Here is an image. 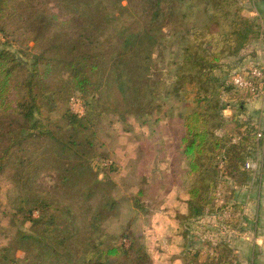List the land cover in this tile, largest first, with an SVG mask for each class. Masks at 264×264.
<instances>
[{
    "label": "trees",
    "instance_id": "obj_1",
    "mask_svg": "<svg viewBox=\"0 0 264 264\" xmlns=\"http://www.w3.org/2000/svg\"><path fill=\"white\" fill-rule=\"evenodd\" d=\"M53 1L60 13L46 0H0V31L17 44L16 53L0 48V181L13 193L0 209L11 229L29 223L0 243V264H154L143 236L124 246L106 228L119 199L153 213L139 205L143 184H152L141 177L136 198L118 196L92 161L107 159L96 145L105 123L129 134L140 129L147 138L160 133L163 120L179 130L174 152L187 181L181 207L163 211L173 220V242L189 257L187 228L207 214L217 186L249 179L243 167L256 126L237 120L248 95L227 79L235 69L230 58L260 36L259 23L242 14V0ZM227 121L230 132L223 131ZM42 173L52 175L49 190L40 188ZM165 174L155 167L162 183L153 184L154 192L163 189ZM59 195L70 205L54 207ZM220 254L214 261L224 264Z\"/></svg>",
    "mask_w": 264,
    "mask_h": 264
},
{
    "label": "rangeland",
    "instance_id": "obj_2",
    "mask_svg": "<svg viewBox=\"0 0 264 264\" xmlns=\"http://www.w3.org/2000/svg\"><path fill=\"white\" fill-rule=\"evenodd\" d=\"M46 2L54 12L60 13L53 0H46ZM243 10L244 8L242 14ZM200 21L202 24V22H206V19L203 18ZM11 30L9 29V31ZM14 39L13 35L3 34L0 31V48H7L16 53L17 44ZM248 43L239 51L237 57L230 58V61L235 65L233 73H242L248 68L257 66L245 67L241 64ZM238 62L240 63L238 64ZM73 95L80 97L78 91H74ZM247 95L248 98L254 99V96L252 97L248 92ZM237 101L238 98L232 99L230 103L235 105ZM246 101L247 98L245 103ZM71 106L75 110L79 109V106L74 105V102ZM229 111L230 109L223 111L226 117L231 116ZM245 116L246 114L243 113L237 117V120L243 122L246 119ZM251 122L253 125L259 126L256 118ZM157 126L160 133L147 138L143 137L145 133L140 135V129H136L132 134L122 132L121 125L116 122L111 125L105 123L98 133L96 142L98 151L107 155V159L95 158L92 161V167L98 172V178L103 179L106 173V178L115 182L114 193L116 195L124 193L125 196L134 199V196L137 197V190L141 188L140 179H148L152 184L147 185L146 183V187L143 184L144 196L140 195L139 205L149 207L153 213L131 210L129 204L127 206L125 201L119 199V210L116 216L111 218L110 224L106 223L107 230L118 235L119 244L124 246H128L131 238L136 234L143 236L142 240L146 243V249L149 250L154 264H219L214 260L221 255L220 252L225 255L224 264H264V143L261 139L256 138L258 129L254 132L255 142L251 148V156L246 158L243 167L248 173L249 179L240 182L237 178H228V186H225L224 183V185L221 183L220 186H217L214 199L210 201L212 207L207 210V214L188 226L187 230L190 234L187 237L191 242L190 256L197 254V259L191 261L190 256L184 255L185 248L173 242L177 237L176 234H169V224H173V220H168L163 211L165 207L174 209L186 196L187 181L180 174L183 172V167L177 163L174 152L178 147L179 130L173 120L170 122L163 120ZM233 128V123L227 121L223 131L230 132ZM244 133L245 130L242 129L240 134L232 136V140H238ZM103 163H108V165L105 166ZM246 163L249 164L248 168ZM156 166L162 167L166 173L165 185L159 193L154 192L155 187L153 186V184L162 183L159 182L160 176L155 179ZM174 173L177 175L175 176ZM52 181L51 174L42 173L38 183H40L41 189L49 190ZM123 181L127 186L126 189H123ZM0 187L2 191H0V201L4 207L7 203L6 194L11 192L10 197L13 193L12 190H7L9 185L3 181H0ZM232 189L236 191L234 195H231ZM55 201L54 207L61 208L65 203L69 204L61 195L55 198ZM131 203L134 206L136 204L133 200ZM226 203H230V205L235 203L236 206L231 209ZM226 209L234 213L233 218L220 219V215ZM6 221L7 217L2 215L0 209V243L12 238L16 227L21 230L29 229V223L21 224L20 221L16 223L17 226L14 229H11ZM15 252L17 255L22 253L18 250Z\"/></svg>",
    "mask_w": 264,
    "mask_h": 264
},
{
    "label": "crops",
    "instance_id": "obj_3",
    "mask_svg": "<svg viewBox=\"0 0 264 264\" xmlns=\"http://www.w3.org/2000/svg\"><path fill=\"white\" fill-rule=\"evenodd\" d=\"M242 5L244 8L243 15L254 18L259 23L261 33L257 39L248 43L241 64L245 67L257 65L264 69V0H242ZM246 98L248 102L246 101L245 103V120L248 119L249 121H252V119L256 118L257 123L259 124V126H256V129H264V95H260L256 98L254 97V99L251 97L248 98L247 96ZM259 190L257 192L258 198Z\"/></svg>",
    "mask_w": 264,
    "mask_h": 264
},
{
    "label": "built area",
    "instance_id": "obj_4",
    "mask_svg": "<svg viewBox=\"0 0 264 264\" xmlns=\"http://www.w3.org/2000/svg\"><path fill=\"white\" fill-rule=\"evenodd\" d=\"M227 84L236 87L242 91L248 92L252 97H258L260 95H264V69L261 67H252L248 68L246 71L242 73H234L227 79ZM74 102L79 106L78 110H74L78 115L83 114V107L79 98H73L71 100V105ZM256 138L261 139L264 143V129H259L256 132ZM220 166H222V162H220ZM246 167H249V164L246 163ZM234 213L230 210H224V212L220 215V219H231L233 218Z\"/></svg>",
    "mask_w": 264,
    "mask_h": 264
}]
</instances>
